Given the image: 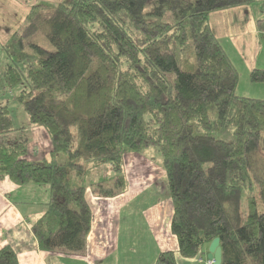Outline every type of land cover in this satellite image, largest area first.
I'll list each match as a JSON object with an SVG mask.
<instances>
[{
    "label": "trees",
    "instance_id": "1",
    "mask_svg": "<svg viewBox=\"0 0 264 264\" xmlns=\"http://www.w3.org/2000/svg\"><path fill=\"white\" fill-rule=\"evenodd\" d=\"M255 0H37L3 44L5 88L50 150L28 157V125L0 106V181L48 188L30 224L47 258L83 252L99 196L126 188L125 152L155 146L172 203L178 253L219 238V264H264V98L236 92L238 72L209 25L211 11ZM264 30V18L257 19ZM264 82V69L249 73ZM60 155L64 158L60 159ZM108 164L111 180L92 182ZM124 173V174H123ZM88 181V182H87ZM0 264H18L9 244ZM153 264H177L160 251Z\"/></svg>",
    "mask_w": 264,
    "mask_h": 264
},
{
    "label": "crops",
    "instance_id": "2",
    "mask_svg": "<svg viewBox=\"0 0 264 264\" xmlns=\"http://www.w3.org/2000/svg\"><path fill=\"white\" fill-rule=\"evenodd\" d=\"M36 1L0 0L1 48L23 24L30 5ZM260 18H264V0L209 14V25L239 77L244 74L248 78L254 68L264 69V30L255 24ZM3 70L0 66V77ZM251 93L264 98V90ZM237 94L242 95L238 91ZM27 130L28 157L40 159L50 149L48 135L41 126ZM123 161L126 188L114 196L100 197L96 209L92 207L93 221L81 254L57 249L47 258L39 249L30 224L44 212L48 188L34 182L17 185L8 177L3 178L0 181V247L9 244L18 264H153L157 254L167 249L175 252L177 264H205L201 255L203 249L208 251L209 243L194 257H182L177 251V238L170 230L172 203L162 167L144 169L147 161L136 156V152L124 156ZM34 189L45 199H40Z\"/></svg>",
    "mask_w": 264,
    "mask_h": 264
},
{
    "label": "rangeland",
    "instance_id": "3",
    "mask_svg": "<svg viewBox=\"0 0 264 264\" xmlns=\"http://www.w3.org/2000/svg\"><path fill=\"white\" fill-rule=\"evenodd\" d=\"M48 1H52V0H48ZM55 1H58V0H54V2ZM23 24H24V22H23ZM23 24H21L20 27H22ZM0 48H1V46H0ZM6 62H8V59L6 57L4 49L1 48L0 49V66L4 67ZM238 79H239L238 85H236V87H237L236 90L238 91V93H241L242 95L252 96V97H260V96H255L254 94L251 93V91H253V90L263 91L264 90V86H263L264 82H251L249 79V76L247 78L246 76H244V74H241V76ZM259 88H261V89H259ZM22 89H27V82L26 81L23 80L21 83L16 84L13 87L5 88L4 84H3V79H2V77H0V106L5 105L6 108L8 109V111L11 115V120H13L12 121L13 126L18 127V126H22L25 124L28 125V128L31 126H40V125H29V123H28L27 115L24 112L21 104L17 100V94ZM47 153L48 152H46V154ZM129 153L130 152H128V151L125 152L124 156H127V154H129ZM132 153H135V152H132ZM136 156H139V158L145 159L147 161V163L144 164V169H148L149 167L156 168V166L159 168L162 167L161 159H160L161 157H160V154H159V152L155 146L145 149L142 153H136ZM63 158H64V156L60 155V159H63ZM162 169H163V167H162ZM111 175H112V170L110 169L109 165L108 164H102L98 168L95 167V168L90 169V177L89 178H92L91 179L92 182H94L95 180L96 181L99 180V181H102L103 184H107L111 180ZM148 176H150V175H148ZM33 184H36V183L34 182ZM42 185H44V184H42ZM33 191L36 193V195L38 197H40V199H45V196L42 195L41 193H39L37 189H34ZM97 196H98V199H96ZM100 197H107V196L97 195L95 193V188L93 186H88L86 188L85 198H86V200H87V202L91 208V211H92V207H94V209H96V203L98 200H101ZM109 197H111V196H109ZM92 214H93V211H92ZM202 252H203L201 255L202 261L205 264H207V260H208L207 253H208V251L206 252L205 249H203Z\"/></svg>",
    "mask_w": 264,
    "mask_h": 264
},
{
    "label": "water",
    "instance_id": "4",
    "mask_svg": "<svg viewBox=\"0 0 264 264\" xmlns=\"http://www.w3.org/2000/svg\"><path fill=\"white\" fill-rule=\"evenodd\" d=\"M207 258L213 260V264H219L221 261V247L219 245V238L214 237L208 245Z\"/></svg>",
    "mask_w": 264,
    "mask_h": 264
},
{
    "label": "built area",
    "instance_id": "5",
    "mask_svg": "<svg viewBox=\"0 0 264 264\" xmlns=\"http://www.w3.org/2000/svg\"><path fill=\"white\" fill-rule=\"evenodd\" d=\"M207 264H213V260L212 259H208L207 260Z\"/></svg>",
    "mask_w": 264,
    "mask_h": 264
}]
</instances>
